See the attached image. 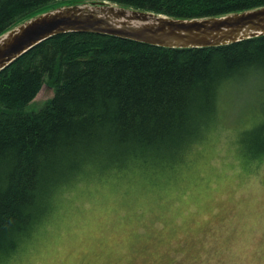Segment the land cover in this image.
I'll return each instance as SVG.
<instances>
[{"label":"trees","instance_id":"16d2710c","mask_svg":"<svg viewBox=\"0 0 264 264\" xmlns=\"http://www.w3.org/2000/svg\"><path fill=\"white\" fill-rule=\"evenodd\" d=\"M90 1L178 18L264 6V0H0V35L56 6ZM257 77L264 78V35L171 48L69 32L21 55L0 72V262L31 238L64 190L181 160L216 116L220 93L235 79L254 85ZM44 85L54 95L26 111ZM258 126L250 158L264 156V118Z\"/></svg>","mask_w":264,"mask_h":264},{"label":"rangeland","instance_id":"374dc122","mask_svg":"<svg viewBox=\"0 0 264 264\" xmlns=\"http://www.w3.org/2000/svg\"><path fill=\"white\" fill-rule=\"evenodd\" d=\"M239 79L220 93L216 116L181 160L64 190L0 264H264V156L247 154L264 118V78ZM53 95L44 85L26 111ZM69 238L73 251L50 260Z\"/></svg>","mask_w":264,"mask_h":264},{"label":"water","instance_id":"95a60500","mask_svg":"<svg viewBox=\"0 0 264 264\" xmlns=\"http://www.w3.org/2000/svg\"><path fill=\"white\" fill-rule=\"evenodd\" d=\"M69 32L171 48L216 47L263 36L264 6L219 16L178 18L108 1L59 5L0 35V72L41 42Z\"/></svg>","mask_w":264,"mask_h":264},{"label":"clouds","instance_id":"9594fccd","mask_svg":"<svg viewBox=\"0 0 264 264\" xmlns=\"http://www.w3.org/2000/svg\"><path fill=\"white\" fill-rule=\"evenodd\" d=\"M50 231H52V227L50 226ZM73 251V244H72V240L69 238L65 244L63 249L61 250L60 253H54L52 254L49 259L50 260H55V259H59V260H63L64 256L67 255L69 252ZM65 264H71V260L65 261Z\"/></svg>","mask_w":264,"mask_h":264}]
</instances>
